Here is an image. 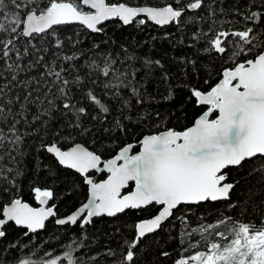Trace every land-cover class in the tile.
Instances as JSON below:
<instances>
[{"label":"snow or ice","instance_id":"6c2138e0","mask_svg":"<svg viewBox=\"0 0 264 264\" xmlns=\"http://www.w3.org/2000/svg\"><path fill=\"white\" fill-rule=\"evenodd\" d=\"M109 21L171 26L175 32L163 37L171 48L154 56L152 37L139 45L149 51H130L107 35ZM74 24L104 38L86 49L80 33L60 27ZM189 105L200 110L190 126L168 127ZM101 145H115L114 154L105 157ZM246 165L260 189L249 187L240 206L250 219L221 215L190 226L192 206L237 208L240 181H229L227 170ZM92 173L107 175L96 181ZM28 177L39 207L20 193ZM41 177L63 181L61 199L83 195L85 202L58 216L49 204L56 191L37 186ZM262 213L264 0H0V264H143L158 247L156 234L176 221L189 254L174 264H264ZM130 214L137 219L118 248L92 252L99 235L122 233L121 217ZM50 218L81 230L59 252L41 255L10 231L31 239ZM155 255L170 257L163 249Z\"/></svg>","mask_w":264,"mask_h":264},{"label":"trees","instance_id":"16d2710c","mask_svg":"<svg viewBox=\"0 0 264 264\" xmlns=\"http://www.w3.org/2000/svg\"><path fill=\"white\" fill-rule=\"evenodd\" d=\"M134 3L144 4L145 0H133ZM149 4L151 3H162L163 0H147ZM227 6V5H226ZM61 29L67 32L72 33H80V38L85 41V48L87 49L93 41L100 42L104 37L102 34H92L89 33L86 29L80 26L68 25V26H60ZM105 32L109 37L114 36L118 43L125 44L130 51L133 50V46H135L136 50L139 54H143L144 52L149 51V47H145L144 49H140L139 45L147 44L151 45L152 37H157L156 50L153 52L154 56H159L164 54V49H170L171 45L163 39L166 33H174L175 30L171 26L166 27H157L155 25L147 22L145 25L137 28L135 24L125 27H120L118 23L115 21L106 22ZM178 32L175 33V36H179ZM115 51H119L117 48ZM115 54V52L113 53ZM167 55H172L173 52L169 51L166 53ZM178 54V53H177ZM182 93H178V97L181 96ZM180 99L178 98L175 102L177 105L180 103ZM178 111V109H177ZM199 109H194L191 105H189L187 109V116H181L179 120L171 119L168 121V127H173L176 130H183L184 127L190 126L191 121L194 119L196 114H199ZM148 131L156 132L158 129H145V132ZM133 137H127V140L133 141ZM119 143H124V140L121 139ZM90 148H96V145L89 144L87 145ZM115 145L106 146L101 145L100 150L105 157L111 156L114 154ZM138 151V148L136 149ZM229 181L239 180L240 183L234 189L232 193V200L238 202V206L235 209H230L228 207V201H219L215 203H205L200 206H192L191 211L188 213V221L190 226H197L198 222L214 224L217 222L218 217L223 215L224 217L231 216L233 219H242L244 221H248L250 219V215L245 213L241 216L240 206L242 205L245 197L247 195V190L249 187H253L255 191H260L258 187H255L258 184L257 178L255 176H247L248 167L246 165L245 170L243 172H238L236 169H228ZM92 178L96 181L102 180L104 175L102 174H91ZM22 183L20 186V193L25 202L29 203L32 207H36V201L34 197L30 194V184L33 183V178H21ZM37 186L41 187H52L56 191V197L51 201V204H55V211L58 216L63 217L71 213L74 209L80 206L81 203L85 202V197L81 195L79 198H73L71 200L65 198L61 199L63 193L61 192V187L63 186V181L59 180L53 183L51 180L48 181L47 184L44 183V178L41 177L39 180L35 181ZM130 190V189H127ZM264 214V213H262ZM180 215V213H178ZM137 219L135 214H130L126 217H121V220L124 222L122 225V233L116 234L108 232L106 235H99V239L96 240L95 245L92 247V252L102 250L105 245H110L113 248H118L119 244L126 237V234H131V230L127 227L134 223ZM259 224V219L255 221ZM97 227H100V224L97 223ZM107 228L105 225L104 228H101V232H104ZM222 230V229H221ZM10 231L12 232H20V236L18 237L20 240L24 241L27 245L28 249L33 247H37L41 249V255L44 251L51 252H59L61 250V246L66 244L69 240L70 236L77 237L80 235V228L78 225L76 226H62L58 227L54 223V219L46 223V228L42 229L40 232L29 234L31 239L28 237H24L22 235V231L20 229H16L13 227ZM184 229L181 227L179 221L175 222V227L170 224H166L164 231L156 234L157 245H153L150 251H147V254L142 256L141 259L143 264H156V261L159 260L161 264H174L175 260L180 258L181 255H188V252L183 251V245L180 243L181 240V232ZM88 235L92 236L95 233V229L92 226H88L87 229ZM114 237V238H110ZM16 239V237L9 235V240ZM193 240L199 239V237H193ZM211 239V237H209ZM199 248V246H198ZM167 250L170 253V257H159L155 255V253L159 250ZM195 251V249L193 250Z\"/></svg>","mask_w":264,"mask_h":264},{"label":"water","instance_id":"95a60500","mask_svg":"<svg viewBox=\"0 0 264 264\" xmlns=\"http://www.w3.org/2000/svg\"><path fill=\"white\" fill-rule=\"evenodd\" d=\"M149 23L152 24L151 22H149ZM74 25H75V26L83 27V26L78 25V24H74ZM152 25H153V24H152ZM157 27H160V26H157ZM84 29H85V28H84ZM86 30H87V29H86ZM87 31H88V30H87ZM92 174H95V173H92ZM103 175L106 177L107 174L105 173V174H103ZM105 177H104V178H105ZM104 178H103V179H104ZM103 179H102V180H103ZM99 181H101V180H99ZM128 191H130V190H127V189L124 190L125 193H127ZM217 202H219V201H217ZM209 203H213V202H209ZM214 203H215V202H214ZM49 204L51 205V201L49 202ZM30 206H31V205H30ZM36 207H39V204H38L37 202H36ZM78 207H79V206H78ZM74 210H75V209H74ZM74 210H73V211H74ZM69 214H70V213H69ZM66 216H67V215H66ZM63 217H65V216H63ZM53 219L55 220V218H50L49 221H51V220H53ZM49 221H46V223H48ZM41 230H42V229H41ZM41 230H38L37 232H40Z\"/></svg>","mask_w":264,"mask_h":264},{"label":"flooded vegetation","instance_id":"af4514ba","mask_svg":"<svg viewBox=\"0 0 264 264\" xmlns=\"http://www.w3.org/2000/svg\"><path fill=\"white\" fill-rule=\"evenodd\" d=\"M103 175V174H102ZM105 177V176H104Z\"/></svg>","mask_w":264,"mask_h":264}]
</instances>
